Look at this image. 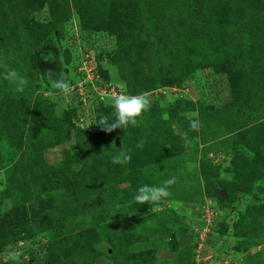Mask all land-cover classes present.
I'll return each mask as SVG.
<instances>
[{
    "label": "rangeland",
    "instance_id": "1",
    "mask_svg": "<svg viewBox=\"0 0 264 264\" xmlns=\"http://www.w3.org/2000/svg\"><path fill=\"white\" fill-rule=\"evenodd\" d=\"M0 60L29 80L0 76V264H264V0H0ZM77 84L152 105L106 133Z\"/></svg>",
    "mask_w": 264,
    "mask_h": 264
},
{
    "label": "clouds",
    "instance_id": "2",
    "mask_svg": "<svg viewBox=\"0 0 264 264\" xmlns=\"http://www.w3.org/2000/svg\"><path fill=\"white\" fill-rule=\"evenodd\" d=\"M0 76L3 80L14 85V89L17 93H23L25 88L29 85V80L26 76H23L14 68H10L6 62L0 60ZM54 73L49 70L46 79L48 80L51 90L49 95L53 96L57 93L69 96L72 92V86L69 80L63 75L54 77ZM106 103L110 104L114 108V119L109 116H101L97 123L99 128L106 132L111 133L118 128L127 129L129 125L132 127L138 126L143 114L151 108L152 100L147 92L140 94L129 95L122 92L112 93L105 96ZM164 119H168V114L165 113ZM201 122L199 119H191L189 122V130L193 132H199L201 128ZM181 138L185 144L191 142V138L188 132H181ZM144 141L141 140L137 144L138 148H142ZM131 160V150H121L116 155L112 156V162L114 164H126ZM74 168L78 166L73 165ZM176 183L175 177L169 178L161 185H143L137 189L134 196L135 202L139 204L156 205L166 200L171 196L170 187ZM18 259V256L15 257Z\"/></svg>",
    "mask_w": 264,
    "mask_h": 264
},
{
    "label": "trees",
    "instance_id": "3",
    "mask_svg": "<svg viewBox=\"0 0 264 264\" xmlns=\"http://www.w3.org/2000/svg\"><path fill=\"white\" fill-rule=\"evenodd\" d=\"M105 84V83H104ZM91 94L93 93V91L91 90V92H90ZM90 93L89 94H87V97H86V95H85V99H89L90 97L94 100V103L96 104L97 102H98V104H97V107H99V106H102L101 104V102L100 101H98V99H97V97H96V100H95V98H94V95H93V97L92 96H90L89 97V95H90ZM75 95L76 96H78L76 93H75ZM92 99H91V101H92ZM79 100V99H78ZM79 102V101H78ZM93 102V101H92ZM84 107H82V106ZM85 107H86V105L84 106V104L83 103H80L79 102V104H78V108H79V111H78V113H77V120H78V122H79V120H81V122H84L85 120H86V123H88V122H91V121H93V123H95L96 122V120H95V113H96V111H94V113L92 112H90V111H88V110H85ZM103 108L102 109H104V110H106V109H110V108H112L110 105H104V106H102ZM101 109V108H100ZM83 110H85V111H83ZM99 110V109H98ZM97 110V111H98ZM88 113V115H87V117H85V114L84 113ZM75 113H76V111H75ZM91 119V120H90ZM81 122H79V124L80 125H82V123ZM82 131H85V130H82ZM85 132H87V131H85ZM48 221V220H47ZM26 241H24V240H22L21 241V243L23 244V243H25ZM34 248L32 249V250H29L28 248H23V251H22V255L23 254H26V252H28V251H30L28 254H29V256H30V259H31V257L32 256H34ZM41 250V249H40ZM3 264H10V262L9 263H3Z\"/></svg>",
    "mask_w": 264,
    "mask_h": 264
},
{
    "label": "built area",
    "instance_id": "4",
    "mask_svg": "<svg viewBox=\"0 0 264 264\" xmlns=\"http://www.w3.org/2000/svg\"><path fill=\"white\" fill-rule=\"evenodd\" d=\"M76 87H77L76 91L79 94V96L84 98V100H85V96L83 95V91H82V88H83L82 84H79V85L77 84ZM84 100H83V104L85 105V101Z\"/></svg>",
    "mask_w": 264,
    "mask_h": 264
}]
</instances>
